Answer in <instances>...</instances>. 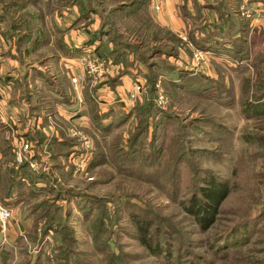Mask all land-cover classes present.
<instances>
[{"label":"rangeland","instance_id":"1","mask_svg":"<svg viewBox=\"0 0 264 264\" xmlns=\"http://www.w3.org/2000/svg\"><path fill=\"white\" fill-rule=\"evenodd\" d=\"M150 8L0 0V33L21 71L48 79L29 83L34 101L69 91L62 57L93 45L117 57L119 74L131 67L145 92L82 125L98 139L85 172L57 173L54 191L23 199L31 225L17 226L20 213L0 228V264H264V113L252 111L264 103V0H181L180 41L157 32ZM208 180L229 194L204 229L189 208Z\"/></svg>","mask_w":264,"mask_h":264},{"label":"crops","instance_id":"2","mask_svg":"<svg viewBox=\"0 0 264 264\" xmlns=\"http://www.w3.org/2000/svg\"><path fill=\"white\" fill-rule=\"evenodd\" d=\"M180 2L181 0H162L159 12L155 13L151 10L156 14L151 23L155 24L154 27L157 28V32L166 29L167 33L171 32V36L179 41L183 39L181 37L182 28L180 27L185 25L183 24L182 16H179L177 9L174 11V8L176 4L180 5ZM148 5L151 7L150 9H153L151 0ZM70 19V16H67L63 21L66 22ZM140 25L136 29L137 31L142 27H149L146 24ZM70 32L69 28L67 33ZM153 35L154 28L152 38ZM76 42L78 43L79 41L77 40ZM77 45L75 41H72L70 49L79 48ZM86 50L85 52L79 49L76 50L81 53H72L74 54L72 57L75 56L72 60H69V57L64 55L62 57L67 60L68 64L66 66H71V68L68 67V79H66L69 91L61 88L62 90L55 92L54 89H50L46 91V94L39 96L38 101H34V88L31 89L32 87H30L29 83L33 82V85H35L37 79L43 80L45 77H31L21 71V64L19 59L16 58V47L0 33V204L5 206L3 203H9L5 207L11 209V218L13 214H19L20 216L21 213L23 218L21 223L20 221L16 223L18 227L20 225L22 228H29L31 225L30 221L24 217L25 211L22 208L26 203L23 199L29 197L25 195L20 197L18 190L12 192L9 197L5 196L4 191L1 189V182L6 180V172L10 171L12 175L17 174L23 166H26L32 177L36 176L38 178L37 181L33 182L35 191L40 189L50 191L47 187L48 185L50 186V183L52 184L53 179H58L59 175L57 173H60V175L62 173H75L71 156L76 158L81 153V150L76 139L70 136L71 127L75 126L77 130L87 134L92 140V145L95 146L97 135L94 134L92 129L82 125L90 121L92 127H95L93 118L96 117V114L94 117L93 114L96 111L99 114L105 113L104 108L106 109L107 107L106 112H112L114 110L113 106H111L114 103L113 99L116 100L125 95L135 82H140L131 67H129L130 72L125 71L123 74H119L117 57L112 60L109 55V59L105 57L108 59L105 61L102 58V53L107 52L101 51L100 47L95 45ZM87 58L95 61L97 69L93 73H89L88 70L84 73L83 66L85 64L82 60ZM47 70L49 72L48 68ZM76 75L82 76V80L78 84V91H74L71 83V78ZM44 80L47 81L48 79L45 78ZM51 80V83L55 84V78L51 77ZM144 96L145 92L142 97ZM125 107L122 106V108ZM93 108L96 109L89 113ZM68 138H72L74 143L69 147L70 152L66 155L68 156L66 162L61 163L63 169H57L54 167L55 163L57 161L60 163V160L64 159L63 151L67 148ZM24 142L29 143L30 146L29 151L24 155L35 162L39 170L45 169L44 171L37 174L31 171L26 164L16 165L15 151L19 144ZM17 175H19V180L22 178V181H20L26 189L32 187L29 179L24 178L20 173ZM17 175H15L16 178ZM39 176H45L48 180H43ZM15 200L17 202L14 203ZM10 223V220H8L7 224Z\"/></svg>","mask_w":264,"mask_h":264},{"label":"trees","instance_id":"3","mask_svg":"<svg viewBox=\"0 0 264 264\" xmlns=\"http://www.w3.org/2000/svg\"><path fill=\"white\" fill-rule=\"evenodd\" d=\"M147 4L150 3V0H146ZM167 34V33H165ZM154 35H156L154 33ZM169 36H171V34H167ZM155 37V36H154ZM173 36L168 37L169 41L174 40ZM139 45L142 46L141 43H139ZM214 46V45H212ZM219 51V50H218ZM252 107V106H251ZM252 111L255 112L256 114L260 115L264 113V103L261 105H255L252 108ZM246 112V110H245ZM97 118V117H95ZM95 118H93V120L95 121ZM103 128H101L102 130ZM74 140L72 138H68L67 139V148L64 149L63 151V156L64 158H67L69 151V147L71 145H73ZM98 144L97 139H95V146ZM57 169H63V166L57 161L55 163V166ZM18 173H20L22 176H24V178H27L31 181V188H25L24 184L21 182L22 178H20L19 180V175H17ZM17 174H13L12 172L8 171L6 172L5 178L6 180H2L1 182V189L4 191L5 196L9 197V195L18 190L20 193V197L22 196H26L29 197V195H33L34 191H35V187L33 186V182L36 180H38V178L36 176L32 177L31 172L27 169L26 166H23L21 168V170L19 172H17ZM10 175H12L10 177ZM17 175V178L16 176ZM14 176V177H13ZM39 178L43 179V180H48L45 176H39ZM4 184V185H3ZM206 185L200 187L199 189V195L196 196L192 202V205L190 206L189 210L191 211L192 216L194 217V219L199 223V225L202 226V228L206 229L209 226H211L214 221L215 218L218 214V210L219 207L221 206L222 202L226 199V197L229 194V187L228 185L225 184H220L216 181L213 180H208L205 182ZM34 190H33V189ZM50 191H54L53 187L49 186L47 187ZM9 203H3V205L8 206ZM31 207L34 206V208L37 207L36 203H32L30 205Z\"/></svg>","mask_w":264,"mask_h":264},{"label":"built area","instance_id":"4","mask_svg":"<svg viewBox=\"0 0 264 264\" xmlns=\"http://www.w3.org/2000/svg\"><path fill=\"white\" fill-rule=\"evenodd\" d=\"M152 6L156 12H159L161 10V1L162 0H151ZM198 58V56H196ZM85 64L87 70L89 73H93L96 71V65L95 61L90 60L87 58L86 60H82ZM82 80V76L76 75L71 78V83L73 85L74 91H78L79 89V82ZM127 94V95H126ZM125 95L119 97L118 102L122 103L125 106H128L130 104H133L141 95H143V86L140 82H135L131 88L128 90V92ZM124 97V99H123ZM158 105L163 104V97L162 95L158 96L157 99ZM72 128V127H71ZM70 136L72 138H75L78 142V145L80 147L81 153L75 158L71 156L72 165L74 166V172L78 174H83L85 172V165L86 162L89 160V157L86 156L85 153H88L92 150V140L89 138L87 134L84 132L77 130L76 128L70 129L69 131ZM29 143H21L17 147L15 151V161L16 165L19 166L21 164H26L28 168L33 171L34 173H40L43 170H39L38 165L33 162L30 158H27L24 154L29 151ZM11 209L7 208L5 206H2L0 204V228L1 230H5V227L7 225L8 220L11 218Z\"/></svg>","mask_w":264,"mask_h":264}]
</instances>
